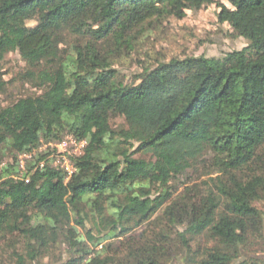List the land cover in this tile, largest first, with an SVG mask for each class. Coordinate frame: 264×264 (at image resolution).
I'll list each match as a JSON object with an SVG mask.
<instances>
[{"label": "trees", "instance_id": "trees-1", "mask_svg": "<svg viewBox=\"0 0 264 264\" xmlns=\"http://www.w3.org/2000/svg\"><path fill=\"white\" fill-rule=\"evenodd\" d=\"M226 1L218 20L247 47L147 57L131 84L118 63L209 0H0V63L18 53L42 91L0 107V242L20 238L14 264L59 246L61 264H264V0ZM64 32L78 40L66 55ZM8 85L0 67V95ZM65 134L88 144L69 181L40 168L42 140ZM138 144L151 161L133 158ZM207 154L216 177L171 201L170 182Z\"/></svg>", "mask_w": 264, "mask_h": 264}, {"label": "rangeland", "instance_id": "rangeland-1", "mask_svg": "<svg viewBox=\"0 0 264 264\" xmlns=\"http://www.w3.org/2000/svg\"><path fill=\"white\" fill-rule=\"evenodd\" d=\"M224 8L232 9V5L226 0H209L207 7L195 11H187L184 19L170 18L164 20L158 28L147 35L138 51L133 52L129 58H123L118 63L117 70L120 75L128 83H136L141 72L138 62L147 57L162 62H168L173 58L191 56H203L211 59L223 58L229 52L244 49L248 46V41L245 38L237 37L228 25H222L218 20V14ZM33 25L31 23V26ZM62 36V54L66 55L78 40L68 32H64ZM0 67L4 80L9 84L8 91L0 95V107H6L19 98L42 94V91L36 88L32 81L23 78L27 66L18 53L10 54L0 63ZM112 124L114 127H120L124 126L125 122L123 118L119 117L115 118ZM69 136L71 135L65 134L60 139L53 141L42 140L39 151L48 154L44 162L59 151L56 147L61 145ZM131 152L134 154L133 158L137 160H146L147 162L152 160L150 154L139 150V144ZM210 158L207 154L205 161L190 171L187 176L170 182L168 188L172 195L171 201L183 195L187 188L202 185L209 178L216 177V171L208 163ZM18 159L21 160V157H18ZM27 159H24V165ZM12 162L13 157L7 153L3 158V164H11ZM17 241L20 242V238L14 237L10 241L11 245L18 243ZM116 241L114 239L110 242ZM10 242L4 240L0 242V253L2 255V252L6 251V247ZM206 242L205 239H202L198 243L203 247L207 244ZM255 250L256 254H253L254 256L264 257V245H257ZM11 252L7 250L3 255L7 264H14L10 260ZM65 254V247L59 246L49 257L37 264H61L68 259ZM174 264L182 263L178 261Z\"/></svg>", "mask_w": 264, "mask_h": 264}, {"label": "built area", "instance_id": "built-area-1", "mask_svg": "<svg viewBox=\"0 0 264 264\" xmlns=\"http://www.w3.org/2000/svg\"><path fill=\"white\" fill-rule=\"evenodd\" d=\"M85 140H77L74 136H69L61 145L57 146L59 150L55 155L48 158L51 167L54 169L62 170L66 176L67 181L71 179L73 175L77 173V167L75 165V159L81 157L87 147ZM29 158L28 156L21 157V166L24 168V159ZM46 162L41 163L40 168H44Z\"/></svg>", "mask_w": 264, "mask_h": 264}]
</instances>
